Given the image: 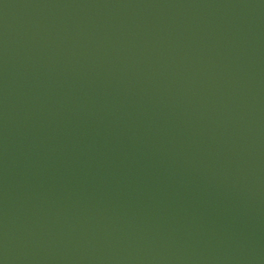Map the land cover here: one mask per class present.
Masks as SVG:
<instances>
[{
    "label": "water",
    "instance_id": "water-1",
    "mask_svg": "<svg viewBox=\"0 0 264 264\" xmlns=\"http://www.w3.org/2000/svg\"><path fill=\"white\" fill-rule=\"evenodd\" d=\"M0 264H264V0H0Z\"/></svg>",
    "mask_w": 264,
    "mask_h": 264
}]
</instances>
